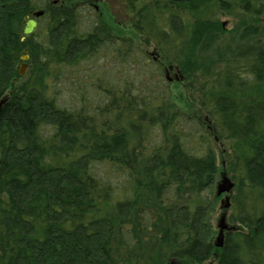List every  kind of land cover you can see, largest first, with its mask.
I'll return each instance as SVG.
<instances>
[{"label": "trees", "instance_id": "16d2710c", "mask_svg": "<svg viewBox=\"0 0 264 264\" xmlns=\"http://www.w3.org/2000/svg\"><path fill=\"white\" fill-rule=\"evenodd\" d=\"M120 2L109 17L159 58L100 13L85 30V6L0 0V264H264V0ZM223 17L245 21L224 33ZM104 59L109 73L81 74ZM168 66L201 115L173 104ZM214 142L242 227L221 249L209 209L180 205L215 184Z\"/></svg>", "mask_w": 264, "mask_h": 264}, {"label": "rangeland", "instance_id": "374dc122", "mask_svg": "<svg viewBox=\"0 0 264 264\" xmlns=\"http://www.w3.org/2000/svg\"><path fill=\"white\" fill-rule=\"evenodd\" d=\"M66 1L67 4L72 5L73 7H76L77 5L84 9V6L87 7V10H83L85 17L83 18V28L85 30L89 29L90 26V19L87 18L88 14H90L91 18L96 19L97 14H102L103 18L105 19L106 26L108 27V30H110L111 33L115 35V37L118 40H121L122 42H126L130 44L131 46H138L145 53L147 52L149 55H153V57H160V54L157 53V49L152 43H148L146 40H144L138 33L134 31V28H132V23L130 21V18H126L123 16H119V18L115 17L110 18L109 16L111 14L115 15L114 11L112 12V9L109 11L110 6L112 5L114 8L122 10V2L116 4H112V1L109 0H63ZM87 4V5H86ZM89 4V5H88ZM94 15V17H93ZM247 20V19H246ZM244 20H241L239 18H226L223 17L221 19L222 28H224V33L230 32L235 25L240 24L244 22ZM262 25L264 26V21H262ZM38 30V26L34 30L36 32ZM33 32V33H34ZM22 59V58H21ZM26 61V60H25ZM110 62L106 61H99V63H95L89 68H86L82 66V70H80L81 74L89 77L91 73H109L110 72ZM103 68V69H102ZM17 69L20 71H23L24 74L27 73L28 66L26 62L24 64L19 63L17 66ZM168 75L170 78V86H171V97L173 104L176 105L180 110L184 111L185 113L189 115L198 114L199 108L196 106L189 98L188 91L186 89V85L184 82V78L181 77V74H179L178 71L170 68L168 66ZM51 80H49V84H51ZM74 83H71L70 81L64 80L59 84V91H61L62 99L65 101L70 102L71 97H77L78 93V85ZM95 98V97H92ZM98 99V97H97ZM95 98V100H97ZM92 100V99H91ZM76 103V101L74 102ZM201 115V114H198ZM119 117V115H117ZM116 118V117H115ZM113 117L111 120H115ZM120 118V117H119ZM120 121V120H117ZM123 121L122 125H125V128L127 129L129 127V124H131V120L125 118L121 119ZM120 121V122H121ZM204 122V120H203ZM214 150L216 151V157L219 165V174L215 181V184L207 189V191L197 194L196 196L190 197V199H186L185 202L180 203V205L188 206L192 211H195L197 207L204 206L206 209H209V220L214 228V235H213V243L215 244L216 238L219 235V229L217 228L218 222L220 220L221 214L224 211L222 209V202L228 198L230 200V209L228 211V219L227 223L228 225H233L236 227L235 232H237L239 229L241 230L242 227H240L239 223L231 222V216L234 212L233 205H232V198L235 195V184L231 182L230 178H228L225 169H226V161H224V152L222 150V146L219 145L217 142H214ZM262 255L264 257V246L261 247ZM216 259H212L207 264H216Z\"/></svg>", "mask_w": 264, "mask_h": 264}, {"label": "water", "instance_id": "95a60500", "mask_svg": "<svg viewBox=\"0 0 264 264\" xmlns=\"http://www.w3.org/2000/svg\"><path fill=\"white\" fill-rule=\"evenodd\" d=\"M43 14L42 12H38L35 13V17L39 18L41 17ZM37 21L35 19H30L26 22L25 24V28H24V35L29 36L31 35L34 30L36 29L37 25ZM23 59H27V56H24ZM21 75H24V72L21 71L20 73ZM231 205H230V200L228 198H226V200H224L222 202V209L224 210L221 214L220 220L218 222L217 228L219 229V235L216 238L217 240L215 241V247L217 249H221L224 246L225 243V235L229 234L233 231L236 230V227L233 225H228L227 223V219H228V211L230 209Z\"/></svg>", "mask_w": 264, "mask_h": 264}, {"label": "bare ground", "instance_id": "6f19581e", "mask_svg": "<svg viewBox=\"0 0 264 264\" xmlns=\"http://www.w3.org/2000/svg\"><path fill=\"white\" fill-rule=\"evenodd\" d=\"M24 56H26V55H24ZM24 56H23V57H24ZM23 57H22V59H23ZM23 60H28V57H27V59H23Z\"/></svg>", "mask_w": 264, "mask_h": 264}]
</instances>
